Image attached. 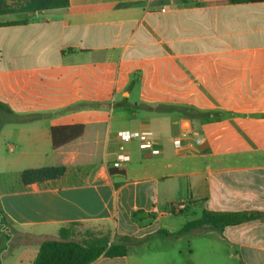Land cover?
<instances>
[{
    "label": "crops",
    "instance_id": "obj_1",
    "mask_svg": "<svg viewBox=\"0 0 264 264\" xmlns=\"http://www.w3.org/2000/svg\"><path fill=\"white\" fill-rule=\"evenodd\" d=\"M14 14L0 22L21 46L0 68V113L2 124L23 115L32 128L8 145L25 166L0 179V203L25 245L79 222L110 225L114 243L134 239L126 256L93 264H264V218L158 234L206 212L264 214V0H70ZM124 97L213 118L116 107ZM73 124L83 135L53 148L51 128ZM121 130L151 131L154 148L122 143ZM185 132L201 142L190 135L178 148ZM122 147L130 160L116 170ZM46 167L65 172L22 182L23 171ZM15 241L14 231L0 264H24L29 251L11 254Z\"/></svg>",
    "mask_w": 264,
    "mask_h": 264
},
{
    "label": "trees",
    "instance_id": "obj_2",
    "mask_svg": "<svg viewBox=\"0 0 264 264\" xmlns=\"http://www.w3.org/2000/svg\"><path fill=\"white\" fill-rule=\"evenodd\" d=\"M231 3L257 2L263 0H229ZM11 2V3H10ZM19 2V7H14L13 3ZM70 5V0H0V15L14 13H35L48 9L66 8ZM26 21H15L9 25H25ZM4 104L0 103V108ZM118 108H132L152 112L177 113L186 118L197 120H208L213 118V113L202 112L194 107L187 105H158L148 107L143 105L131 104L128 98L116 104ZM11 112V111H10ZM83 124L60 125L51 128V138L53 148L64 146L73 140L81 137L84 133ZM65 172L64 167H46L39 169H28L22 173V182L26 185L55 179ZM263 213H204L203 217L193 223L186 225L178 233L160 231L158 234L166 237H177L185 230H190L202 225L230 226L238 225L243 222L263 219ZM81 223H70L60 229L58 240H49L41 243L36 256L31 264H93L102 257H124L128 254L129 247L134 241L133 238L124 237L119 243L111 241L109 235H98L88 233L85 237L78 240L75 228ZM15 229L6 216L0 203V248H6L12 239Z\"/></svg>",
    "mask_w": 264,
    "mask_h": 264
},
{
    "label": "rangeland",
    "instance_id": "obj_3",
    "mask_svg": "<svg viewBox=\"0 0 264 264\" xmlns=\"http://www.w3.org/2000/svg\"><path fill=\"white\" fill-rule=\"evenodd\" d=\"M11 3V2H10ZM14 7H19V2H15L13 4ZM22 15L20 14H6V15H0V22H6V21H12L16 20L18 18H21ZM21 47V46H20ZM20 47H16L15 45V37L13 36V33L11 30L7 29H0V68H11L13 66V62L10 61L7 58V55L9 52L11 54H16L21 51ZM10 50V51H9ZM3 57V58H1ZM21 64H28L31 61L29 60H17L16 63ZM176 97H179L180 99H185L186 95H174ZM179 99V100H180ZM129 101V100H128ZM130 101L132 102H139L137 95L135 93H132L130 96ZM129 101V103H131ZM133 104V103H132ZM25 116L23 115H17V116H11L9 121L2 124L3 118L0 113V179L6 180L8 177H10L12 174L17 172L20 168H22L23 164H18L17 161L20 158V154L18 153V150L14 153L9 152L8 145L14 144L12 137L15 133V130L21 131L22 135H25L26 131L28 129H31L32 127L26 123ZM46 121V120H45ZM44 121V122H45ZM44 122L41 123L38 128L43 129L46 127L44 125ZM47 150H49V146L45 147ZM47 160V159H46ZM49 162V161H46ZM77 231V237L76 239L80 240L88 233L92 232L98 235H109L112 239L113 230L112 227L109 225H101V224H84L80 225L77 228H75ZM23 230L15 229V237L16 241L13 243V245L10 248L11 254L15 252L16 255L19 253H22V251H29L26 254L24 264H28V262H31L34 259L35 252L37 251L38 247H40L41 243H31L29 245H25L23 236L24 234ZM29 234V233H27Z\"/></svg>",
    "mask_w": 264,
    "mask_h": 264
},
{
    "label": "built area",
    "instance_id": "obj_4",
    "mask_svg": "<svg viewBox=\"0 0 264 264\" xmlns=\"http://www.w3.org/2000/svg\"><path fill=\"white\" fill-rule=\"evenodd\" d=\"M192 135L196 143L201 142V136L198 133H183L179 140L176 141V146L181 147V141L188 136ZM118 139L122 143H129L131 141H138L141 143L143 148L152 149L155 145L154 135L151 131H130V130H121L117 133ZM130 160L129 155L124 151L123 147L121 148L120 153L117 156V159L112 163V168L116 170H121L124 165Z\"/></svg>",
    "mask_w": 264,
    "mask_h": 264
},
{
    "label": "water",
    "instance_id": "obj_5",
    "mask_svg": "<svg viewBox=\"0 0 264 264\" xmlns=\"http://www.w3.org/2000/svg\"><path fill=\"white\" fill-rule=\"evenodd\" d=\"M126 95H128V94H126Z\"/></svg>",
    "mask_w": 264,
    "mask_h": 264
}]
</instances>
